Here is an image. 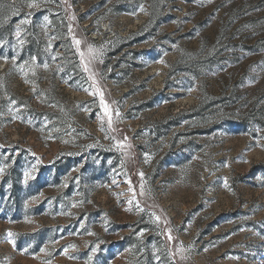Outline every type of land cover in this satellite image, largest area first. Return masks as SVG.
I'll list each match as a JSON object with an SVG mask.
<instances>
[{
	"label": "rangeland",
	"instance_id": "1",
	"mask_svg": "<svg viewBox=\"0 0 264 264\" xmlns=\"http://www.w3.org/2000/svg\"><path fill=\"white\" fill-rule=\"evenodd\" d=\"M0 168V264H264V0H0Z\"/></svg>",
	"mask_w": 264,
	"mask_h": 264
},
{
	"label": "snow or ice",
	"instance_id": "2",
	"mask_svg": "<svg viewBox=\"0 0 264 264\" xmlns=\"http://www.w3.org/2000/svg\"><path fill=\"white\" fill-rule=\"evenodd\" d=\"M35 6H36L35 4H29V7H35ZM21 23H28V21H27V20H23V21H21ZM16 34H17V36L20 35L19 30H17V33H16ZM75 43H76L77 45H79L81 42H80L79 40H76ZM102 55H103V51H102V49H101V50H98V49H94V48L89 47V48H88V63L91 64V63H93L94 61L99 60L100 57H101ZM35 59H36V57H33V60H35ZM45 66H46V65H45ZM84 70H85V71H89V68H88L87 66H85V67H84ZM101 106H102V108L104 109V113H103V115L108 117V121H109V125H110V124H111V111H110L109 106L107 105V103L103 100L102 95H101ZM116 115L118 116L119 113L117 112ZM117 146L120 147V146H122V145L118 144ZM2 171H3V169L0 168V172H2ZM28 175H29L28 173H25V176H26V177H28ZM141 175H143V174L141 173ZM129 183H130V182H129ZM158 219H159V217H157V220H158ZM11 235H12V234L9 233V236H11ZM169 239H172L170 233H169Z\"/></svg>",
	"mask_w": 264,
	"mask_h": 264
}]
</instances>
